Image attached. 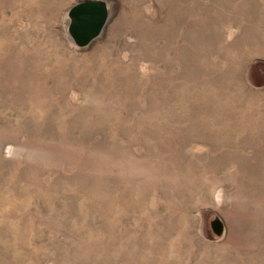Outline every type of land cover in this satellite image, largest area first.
Masks as SVG:
<instances>
[{"label":"rangeland","instance_id":"1","mask_svg":"<svg viewBox=\"0 0 264 264\" xmlns=\"http://www.w3.org/2000/svg\"><path fill=\"white\" fill-rule=\"evenodd\" d=\"M77 1L0 0V264H264V0Z\"/></svg>","mask_w":264,"mask_h":264},{"label":"water","instance_id":"2","mask_svg":"<svg viewBox=\"0 0 264 264\" xmlns=\"http://www.w3.org/2000/svg\"><path fill=\"white\" fill-rule=\"evenodd\" d=\"M69 33L78 48H87L101 37L110 21L111 13L106 0H79L69 9ZM213 229L221 234L224 222L217 218Z\"/></svg>","mask_w":264,"mask_h":264},{"label":"bare ground","instance_id":"3","mask_svg":"<svg viewBox=\"0 0 264 264\" xmlns=\"http://www.w3.org/2000/svg\"><path fill=\"white\" fill-rule=\"evenodd\" d=\"M247 223L245 222H240L238 224H236V227H238L240 229V227H244L243 230L247 227ZM264 230V228H263ZM237 232V231H236ZM241 233V232H240ZM162 236H159V239L162 238ZM157 236H156V244H157V248L162 252V253H166L167 249L169 248V250L175 251L177 252V257L171 259V261L176 259V264L179 263L180 258H181V253H180V247L179 243L178 244H172V245H164V243L162 242V240L160 241ZM155 248V247H154ZM182 250V249H181ZM254 249H251V251ZM242 252H245V248L244 249H237V250H231V248H228L227 251H225L220 259L217 261V264H247L248 261H252V260H259V258H255V259H246L245 256H242ZM173 253V252H170ZM138 264H149L147 261L143 260L141 258V255L139 258L136 259ZM167 260V258H163V261L165 262Z\"/></svg>","mask_w":264,"mask_h":264}]
</instances>
